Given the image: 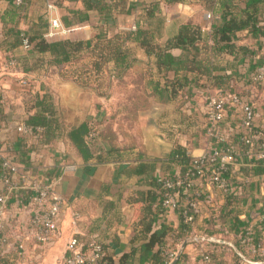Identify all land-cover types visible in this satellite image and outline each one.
Instances as JSON below:
<instances>
[{
    "label": "crops",
    "instance_id": "obj_1",
    "mask_svg": "<svg viewBox=\"0 0 264 264\" xmlns=\"http://www.w3.org/2000/svg\"><path fill=\"white\" fill-rule=\"evenodd\" d=\"M84 1L88 0H19L18 3L0 0V159L10 157L21 172L29 175L58 178L55 190L67 204L57 235L44 245L30 238V234L25 238L29 233L30 213L25 206L27 191L9 192L0 225V264H61L66 242L73 234L81 240L94 237L102 243L105 258L97 264H119L122 254L138 246L139 240L133 236L143 216L151 220L148 233L162 224L171 229L168 243L175 255L178 254L176 264H264V157L254 149V158L262 160L256 163L253 158L251 162L250 150L244 152L236 141L241 127L237 108L229 109L223 119L226 136L237 151L236 161L228 169L231 203L226 202L222 191L210 190L209 203L197 202L195 218L185 228L173 209L163 212L154 201L148 202L154 193L153 178L178 171L169 160L172 148L182 146L191 157L209 149L210 141L204 131V99L208 92L215 90L211 86L214 79L201 75V85L193 86L189 97L184 95L160 102L148 94L147 108L127 109L112 103V98L120 94L113 96L107 91L111 83L125 80V76L117 80L109 72L103 77L94 75L89 78V86L82 87L71 79L62 78L58 68L47 63V52L15 44V30L46 37L52 19L57 18L63 25L61 17L71 10L84 9ZM102 1L108 4L115 0ZM148 1L126 0L125 14H117L116 10L97 13L94 8L87 9L88 21L74 24V29L53 38L89 40L104 32L110 35L120 28H133L135 16ZM217 1L218 8L220 3L228 1L240 8L257 3L262 10L259 22L264 24V0ZM160 8L165 15L162 41L187 20L200 24L205 30H209L212 22L222 23L219 13L207 12L197 0L177 2L169 10L160 2ZM206 13H210L209 18ZM96 15L118 16L114 24L101 25ZM235 43L250 51H218L211 73L218 74V86L251 100L256 111L255 123L262 127L264 79L257 86L248 79L254 68L264 62V37L254 38L244 28L235 32ZM126 45L137 60L126 73H137L145 66L147 56L137 43ZM180 52L179 48L170 50L174 56ZM8 58H14L16 64L9 66ZM43 95L56 109V116L65 129L83 120L90 121L86 136L90 150L88 159H82L65 135L56 133L47 140L41 127L26 125L25 119L34 110L35 101ZM132 115V123L125 121ZM111 117H121L120 123L111 125L108 122ZM111 131H118L120 138L110 139L107 132ZM258 166L262 169L255 168ZM4 193L6 188L0 179V195ZM19 242L23 249L17 247ZM139 255L137 248L131 254V264H139Z\"/></svg>",
    "mask_w": 264,
    "mask_h": 264
},
{
    "label": "trees",
    "instance_id": "obj_2",
    "mask_svg": "<svg viewBox=\"0 0 264 264\" xmlns=\"http://www.w3.org/2000/svg\"><path fill=\"white\" fill-rule=\"evenodd\" d=\"M181 1L183 0H150L140 8L139 13L135 16L133 28H120L110 35L100 34L89 40H71L68 38L47 39L40 33L28 34L25 30L21 31L17 29L15 30V44H22V38L26 37L30 49L49 54L47 63L55 65L62 78L71 79L80 84V86L87 87L89 86V78L103 71H108L111 77L120 80L133 62L137 61L132 57V53L126 45L128 42H135L143 49L148 59L145 66L137 72L139 82H141L142 89L147 94L155 97L156 100L166 102L178 97L183 98L184 95L189 97L191 93L190 89L193 86L198 87L201 85L199 82L201 75L214 79L211 86L215 90L209 93L217 92L224 94L231 92L226 87L218 86V74L211 73V70L215 66L214 61L217 60L218 51L231 52L235 51V49L243 52L250 51L246 46L235 43V32L238 30L247 28L254 38L264 37V24L259 22L262 10L254 2L240 8V6L228 1L220 3L218 8L217 0H197L200 6L207 12L219 13L222 17V23L218 25V23L212 22L209 30H205L202 29L200 24L187 20L179 25L173 35L162 41L165 15L161 11L160 2L167 5V10H169L173 4ZM92 8L97 13L116 10L117 14H125L128 5L126 0H115L108 4L102 0L84 1V9L71 10L70 14L61 17L63 25L71 27L74 24L88 21L90 15L87 14L86 10ZM116 16L118 15H96V19L101 21V25L107 22L114 24ZM172 48H179L181 50L180 54L178 56L170 54ZM83 56L87 57L88 60L79 63V60ZM109 62L112 63L110 67L107 66ZM68 65L70 67L72 65L75 66L67 70ZM254 70L251 72L248 80L254 86H257L259 83L257 84L252 80ZM232 92L241 95L236 91ZM32 108L34 110L30 111L25 119L26 125L31 126V128L36 126L41 127L47 140L55 136L56 133L57 135H65L82 159L86 160L90 157V150L86 140V136L91 128L89 120H83L65 129L62 122L56 116V109H54L52 103L44 95L40 100L35 101ZM204 115V131L209 138L211 146L212 138L206 132L208 118L205 112V105ZM257 128L264 135V128L261 126ZM213 129L216 131V128ZM56 130L57 132H55ZM223 131L225 132L226 129ZM237 134L236 141L241 145L242 150L244 149V152L251 151V162H253L255 159L254 149L258 148V143L264 138L260 135H253L251 137L252 144H248L244 142V138L248 136L247 132L240 129V132ZM224 141L232 145L229 137L226 136ZM192 159L193 157L186 152L184 147L178 145L172 148L169 160L178 167V171L176 173L159 174L153 178L152 186L154 193L149 197L148 202L154 201L157 207H160L163 212L166 211V207L162 204L164 191L162 189L163 179L160 177L164 176L174 179L177 173L182 176L192 166ZM258 159H255L256 161L254 162L257 163L262 160L259 157ZM255 168L262 169L259 166ZM222 192L226 194V202L231 203L233 200L231 199L233 196L231 194L232 191L228 189L227 192ZM189 201H194L196 207L198 201L209 203L210 191L204 189L199 183H196L188 195H181L180 203L173 210L178 214L185 228L189 223L184 221L181 216V210L187 207L188 213H192V220L196 214V209L193 210V208L187 205ZM145 208L148 209L149 206ZM210 213V217L214 220L212 212ZM150 223L151 220L147 219L146 216H143L138 222L133 239L139 240V244L137 247H132L129 253L122 254L118 259L119 264H131V254L133 255L137 248L140 252L139 264L172 263L176 255L174 252L172 259L168 256L170 252L174 251L169 247L168 243L171 229L167 225L162 224L157 229L148 233ZM182 238L184 239L186 236ZM88 239L81 240L78 238L81 250L86 249L85 242ZM98 242L102 247V253L94 262L87 264H97L104 260L103 245L100 241ZM252 244L253 247L257 246V243ZM177 259L174 264L177 263Z\"/></svg>",
    "mask_w": 264,
    "mask_h": 264
},
{
    "label": "built area",
    "instance_id": "obj_3",
    "mask_svg": "<svg viewBox=\"0 0 264 264\" xmlns=\"http://www.w3.org/2000/svg\"><path fill=\"white\" fill-rule=\"evenodd\" d=\"M15 2L18 3L19 0H15ZM205 16L209 18L210 13H206ZM50 26L51 29L45 36L63 35L75 28L62 25L57 18L50 21ZM22 45L29 48L26 37L22 38ZM7 64L14 66L16 60L8 58ZM263 79L264 62L260 63L252 73V80L255 83L258 84ZM205 99V112L208 118L206 132L212 138L211 146L202 155L193 157L192 166L182 176L177 173L174 179L160 177L163 179L162 189L164 191L162 204L166 209H174L180 203L181 195H188L196 183H199L208 191L220 190L227 192L230 189L228 169L236 161L237 151L233 145H229L224 141L226 131H223V119L229 109L235 107L239 110L240 129L247 132L248 135L244 138L245 143L252 144L251 137L253 135H260L264 138L255 123L256 111L253 103L247 96L238 95L234 92L224 94L208 92ZM213 128H216V131ZM257 149V154L264 157V139L258 143ZM250 152L248 151L249 155H251ZM0 170V179L6 188V193L0 195V225L3 206L8 198V193L14 189H24L28 193L25 206L30 209L27 218L29 233L25 238H28L30 234V238L35 239L40 244L50 243L58 233V224L67 207L63 197L55 190L56 182L59 179L40 178L21 172L10 157L0 159ZM187 205L193 210L196 209L194 201H189ZM181 216L187 223H190L193 218L192 213H188L187 207L181 210ZM71 217L72 222H74L75 214L72 213ZM16 245L19 249H23L21 242ZM85 245L86 249L81 250L78 238L75 234L71 235L66 242V252L61 264H87L100 257L102 247L94 237H90ZM168 256L172 259L174 251L170 252ZM204 259L208 260L207 255H204Z\"/></svg>",
    "mask_w": 264,
    "mask_h": 264
},
{
    "label": "rangeland",
    "instance_id": "obj_4",
    "mask_svg": "<svg viewBox=\"0 0 264 264\" xmlns=\"http://www.w3.org/2000/svg\"><path fill=\"white\" fill-rule=\"evenodd\" d=\"M103 28V26H102ZM101 28V29H102ZM103 31V29H102ZM105 34V32H104ZM107 34V33H106ZM45 38L50 39L53 37L46 36ZM88 58L83 56L80 60L79 63L87 61ZM75 65H68V69L70 70L74 68ZM83 69V67H82ZM108 71H103L99 74L103 76L106 75ZM125 80L119 81V82H113L107 88L110 92L111 95L114 96V94H120V96H116V98H112V103L115 105L120 104L123 107L131 108L132 106H135L137 109L142 108L145 109L149 106L150 103V97L147 94L146 91L142 89L141 82H139L138 75L134 71L127 72L125 73ZM102 80V78H101ZM131 81V83H129ZM137 81V83H136ZM106 84V83H105ZM104 86V85H103ZM125 97V98H124ZM101 104V103H100ZM134 116L132 115L131 117L128 116L126 117L125 121L132 123V118ZM102 119V117H101ZM147 120H149V117H146ZM121 121V117H111V119L108 121L111 125H118ZM64 126V125H63ZM102 136V134H100ZM107 135L110 137L112 140H118L120 138V133L118 131H111L107 132Z\"/></svg>",
    "mask_w": 264,
    "mask_h": 264
},
{
    "label": "water",
    "instance_id": "obj_5",
    "mask_svg": "<svg viewBox=\"0 0 264 264\" xmlns=\"http://www.w3.org/2000/svg\"><path fill=\"white\" fill-rule=\"evenodd\" d=\"M216 241H219V242H222V243H226V244H229V245L233 246L232 244H230V243H228V242H226V241H223V240H218V239H216ZM182 246H183V245H182ZM233 247H234V246H233ZM177 257H178V254L175 256V258H174V260L172 261V263H174V262L176 261Z\"/></svg>",
    "mask_w": 264,
    "mask_h": 264
}]
</instances>
